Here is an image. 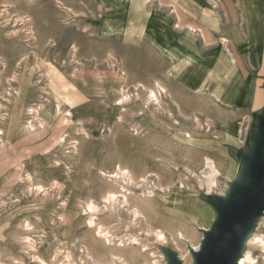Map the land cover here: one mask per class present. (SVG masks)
I'll return each instance as SVG.
<instances>
[{
	"label": "rangeland",
	"instance_id": "rangeland-1",
	"mask_svg": "<svg viewBox=\"0 0 264 264\" xmlns=\"http://www.w3.org/2000/svg\"><path fill=\"white\" fill-rule=\"evenodd\" d=\"M263 117L264 0H0V264H191Z\"/></svg>",
	"mask_w": 264,
	"mask_h": 264
},
{
	"label": "water",
	"instance_id": "water-1",
	"mask_svg": "<svg viewBox=\"0 0 264 264\" xmlns=\"http://www.w3.org/2000/svg\"><path fill=\"white\" fill-rule=\"evenodd\" d=\"M246 180L235 185L227 199L212 202L217 217L197 252L193 264H236L254 221L264 212V117L258 138L244 159ZM170 264H180L174 257Z\"/></svg>",
	"mask_w": 264,
	"mask_h": 264
},
{
	"label": "bare ground",
	"instance_id": "bare-ground-1",
	"mask_svg": "<svg viewBox=\"0 0 264 264\" xmlns=\"http://www.w3.org/2000/svg\"><path fill=\"white\" fill-rule=\"evenodd\" d=\"M58 111H59V109H58ZM30 113V115L33 113H31V111L29 112ZM33 115V114H32ZM31 115V116H32ZM36 116V115H35ZM35 118V117H34ZM247 120V119H246ZM247 131V130H246ZM240 135V134H239ZM187 136V135H186ZM246 136V135H245ZM241 140V139H240ZM210 175V174H209ZM128 177L127 176V173L125 172V173H121V178L122 179H124L125 180V178L124 177ZM211 176V175H210ZM120 177V176H119ZM210 178V177H209ZM117 180V179H116ZM115 180V181H116ZM128 180H130L129 179V177H128ZM114 181V182H115ZM118 181V180H117ZM132 181V180H131ZM215 181V180H214ZM213 179L211 180V184H213ZM117 183H119V182H117ZM129 183V182H128ZM127 183V184H128ZM139 183V182H138ZM216 182H214V184H215ZM132 184V183H131ZM133 185V184H132ZM181 185V184H180ZM213 186V185H212ZM135 187V186H134ZM211 187V186H210ZM116 192V191H115ZM119 193V192H118ZM119 195V194H118ZM118 195L116 196V194H113V193H110V194H108L106 197H105V202H108L109 203V205L110 204H112L111 206L113 207V206H115V204H123V205H125V206H127V208H130L131 207V204L129 203V201H128V199H127V197H126V195H124V193L123 194H121L119 197H118ZM91 203V202H90ZM96 204V203H95ZM110 206V207H111ZM88 210L89 211H95V210H97V208H99V207H95L92 203L91 204H89L88 203ZM86 207V208H87ZM133 209H132V216L135 218L136 216H139V210L136 208V206H133L132 207ZM99 210V209H98ZM126 210H129V209H126ZM131 210V209H130ZM92 213H95V212H92ZM88 214V213H87ZM91 214V213H90ZM93 215V214H92ZM89 219H91V218H89ZM92 226H96V223H95V221L93 220V219H91V221H89V227H92ZM93 228V227H92ZM95 231L97 232L96 234L97 235H100V236H102V238H104L103 240H105V241H108L109 243H111L110 242V240H109V238H108V235H107V233L105 232V231H103V229L101 228V226H99L98 225V227L97 228H95ZM156 239L160 242V243H162V241H163V235H162V233H160V232H158V233H156ZM99 237V236H98ZM130 243H131V245H137L138 243H137V239L136 238H132V239H130ZM121 243L122 242H120L119 243V247H123L122 245H121ZM256 243V242H255ZM191 244H189V248L191 247L190 246ZM139 246V245H138ZM163 246V245H162ZM135 249H136V247H134ZM138 248V247H137ZM141 248H143V247H141ZM144 249V248H143ZM142 249V250H143ZM87 250V249H86ZM199 250V247L198 248H191V255H192V253L193 252H197ZM89 251V250H88ZM146 251V250H145ZM86 253V252H85ZM93 254V253H92ZM145 255V254H144ZM111 259H112V262L113 263H116V262H118L119 264H125L126 263V259L124 258V256H122V255H111ZM253 259V258H252ZM250 257H249V254H248V252H246V254L245 253H241V255H240V257H239V259H238V261H237V263L236 264H246L247 262L250 264V262L251 261H253ZM107 260V259H106ZM96 262V261H95ZM194 263V260H192V262H191V264H193ZM247 263V264H248ZM42 264H44V262L42 263ZM117 264V263H116Z\"/></svg>",
	"mask_w": 264,
	"mask_h": 264
},
{
	"label": "crops",
	"instance_id": "crops-1",
	"mask_svg": "<svg viewBox=\"0 0 264 264\" xmlns=\"http://www.w3.org/2000/svg\"><path fill=\"white\" fill-rule=\"evenodd\" d=\"M262 1V0H261ZM257 5V4H256ZM231 6H232V4H231ZM248 6H250V5H248ZM191 30H193V29H191Z\"/></svg>",
	"mask_w": 264,
	"mask_h": 264
}]
</instances>
